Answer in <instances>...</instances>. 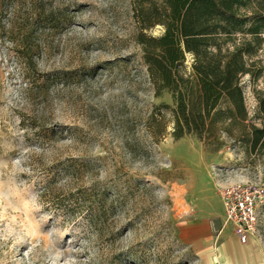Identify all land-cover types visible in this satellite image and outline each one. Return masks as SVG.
<instances>
[{
    "label": "rangeland",
    "instance_id": "obj_1",
    "mask_svg": "<svg viewBox=\"0 0 264 264\" xmlns=\"http://www.w3.org/2000/svg\"><path fill=\"white\" fill-rule=\"evenodd\" d=\"M137 30L131 0L1 3L0 264H206L200 241L233 232L222 189L264 182V149L218 129L173 137V95L154 93ZM253 60L249 122L264 33ZM256 238L264 249V204Z\"/></svg>",
    "mask_w": 264,
    "mask_h": 264
},
{
    "label": "trees",
    "instance_id": "obj_2",
    "mask_svg": "<svg viewBox=\"0 0 264 264\" xmlns=\"http://www.w3.org/2000/svg\"><path fill=\"white\" fill-rule=\"evenodd\" d=\"M131 6L154 93L173 95V104L163 105L171 110L173 137L217 138L218 129L249 153L263 151L264 87L255 91L254 121L249 122L241 80L262 71L253 56L262 45L264 0H131ZM156 25L163 32L148 34Z\"/></svg>",
    "mask_w": 264,
    "mask_h": 264
},
{
    "label": "built area",
    "instance_id": "obj_3",
    "mask_svg": "<svg viewBox=\"0 0 264 264\" xmlns=\"http://www.w3.org/2000/svg\"><path fill=\"white\" fill-rule=\"evenodd\" d=\"M225 222L230 223L240 242L258 232L259 209L264 204V182L226 186L221 191Z\"/></svg>",
    "mask_w": 264,
    "mask_h": 264
},
{
    "label": "crops",
    "instance_id": "obj_4",
    "mask_svg": "<svg viewBox=\"0 0 264 264\" xmlns=\"http://www.w3.org/2000/svg\"><path fill=\"white\" fill-rule=\"evenodd\" d=\"M231 227L233 231L231 234L218 235L219 243L215 250H212L209 244L205 245L200 241L199 246L203 252L201 254L206 264H264V249L256 236H251L245 243H242L234 227L232 225ZM191 234L197 238L200 235L197 229Z\"/></svg>",
    "mask_w": 264,
    "mask_h": 264
}]
</instances>
